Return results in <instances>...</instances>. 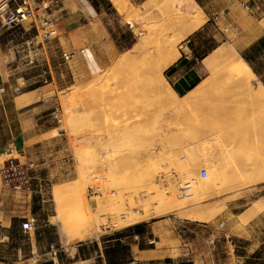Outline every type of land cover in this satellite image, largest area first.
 I'll return each instance as SVG.
<instances>
[{"label":"rangeland","instance_id":"374dc122","mask_svg":"<svg viewBox=\"0 0 264 264\" xmlns=\"http://www.w3.org/2000/svg\"><path fill=\"white\" fill-rule=\"evenodd\" d=\"M42 2L55 19L54 33L44 37L40 23L27 30L24 42L27 32L22 27L9 48L15 74L29 79L40 74L39 81L26 87L45 85L40 101L25 108L31 110L27 125L41 117L39 126L52 129L40 149L14 154L34 162L28 190L0 181V210L16 215L10 227L13 241H7V229L0 224V264H44L54 257L51 246L60 263L80 261L73 258L74 248L83 258L94 253L97 242L104 244L103 238L112 234L109 230L116 233L138 222L163 219L180 224V253L154 264H245L258 250L264 257V212L257 214L263 206L248 210L264 197V180L244 185L236 180L237 170L255 166L258 156L264 158V146L255 136L258 127L264 133L259 122L264 106L255 99L258 94L264 99V55L259 54L264 43L259 39L249 53L240 52L257 34L251 12L232 0H207V10L230 5V13L210 19L204 14L200 28L182 39L171 38L155 60L146 57L142 44L159 41L165 20L196 14L189 0H125L124 11L112 0H99L91 12L76 6L78 0H68V7H62V0H35L38 13ZM260 22L264 24V15ZM6 37L1 41L7 43ZM231 45L257 76L230 78L204 66L213 49ZM175 52L177 59L159 70ZM21 89L14 85L8 96ZM17 111L11 101L0 103V118L5 113L17 117ZM244 135L257 141L253 160L238 154L230 162L222 148ZM6 157L0 155V160ZM202 169L206 177L200 175ZM187 170L192 171V184L184 176ZM261 173H251L249 179ZM165 182L175 187L176 195ZM83 199L100 233L71 239L69 216L86 210L69 209ZM228 200H235L233 210L226 209ZM184 211L197 216L192 219ZM129 214L137 222L129 224ZM26 218L35 221L30 233L21 230ZM94 264L101 262L96 258Z\"/></svg>","mask_w":264,"mask_h":264},{"label":"crops","instance_id":"0c3cea01","mask_svg":"<svg viewBox=\"0 0 264 264\" xmlns=\"http://www.w3.org/2000/svg\"><path fill=\"white\" fill-rule=\"evenodd\" d=\"M62 1V7L70 6L68 0ZM189 1L192 3L193 7L196 9L197 12L201 11L203 15H207L209 19L210 16L219 17L230 13L227 10V7H229L230 5H217L207 10V8L209 7V2H207V0ZM17 3L18 0H0V5L6 4L9 7ZM231 4H236L240 7L244 6L247 10L251 12V20L253 21V23H255L254 29L257 34L248 44H245L240 47V52L249 53V51L251 50V45L257 42V40L264 38V24H261L260 22V18L264 15V0H232ZM75 5L78 7L89 8L88 11L91 12L92 9H95V7L99 5V0H78ZM40 23V19H38L35 22L31 21L29 23L27 22L23 25H17L13 27L0 26V35L1 33L5 32L6 35H4V37L7 36L6 38L8 40L7 43L4 41L2 42L1 38L4 37L0 36V87H4V91L0 92V103L5 102L8 104L9 101H11L13 103L14 109L18 110L17 117L9 118L8 115L5 113V118H0V155H14L15 153H18L20 151L26 153L29 152L31 154L32 151L34 152L37 149H40L41 146H43V142L47 140L45 138V135L52 129V127L39 126L38 120L41 117H36L35 123L27 125V117L30 116L29 112H31V110L25 108L40 101L41 98H38V96L41 94L45 85L41 84L37 88L26 87L27 85H31V83L35 81H39L40 78H37V76H39L40 74L33 76L32 79H29L24 75L15 74L17 67H15L16 63L12 62L13 58H11V49L9 48V45H11V41L13 40L18 29H21L22 27L26 29L27 37L24 42H27V38L30 35V32H28L27 30L31 27L38 26L37 24ZM12 46L14 47L12 49L16 54L15 47L17 46V44ZM214 50H216V48L213 49V51ZM236 52L249 64L255 76H257L255 71L253 70V66L251 65V63H249V61H247L237 51V49ZM5 53H7L8 55L6 56ZM259 54L264 55V50H262V54ZM18 63L20 64V60ZM14 85H16V88L23 89H21L18 94L8 96L9 91ZM6 89L8 90L7 95L4 94V96L2 97L1 94L4 93ZM37 127H40L39 130L36 129ZM12 128H15V130ZM30 140H34V142L28 144ZM262 198L260 197L255 199V202L248 210L252 209L253 207L255 208V205L257 204L258 206H263L262 210L257 213L258 216L263 213L264 197ZM234 202L235 200H228L226 202V209L233 210V207H235ZM15 217L16 215L13 213L7 216L5 210H0V224H2L7 229V235H5L7 241H13V229H10V227H12L14 224L13 222L16 221L15 219H13ZM139 223L142 224V232L137 234H129L122 237H116L114 230H109L112 233L110 235L114 237L106 239L108 244H102L98 240V250H95L94 253L91 252L90 255L84 258L80 257L79 248H74L73 258L77 256L80 258V261L75 260L67 264H94L96 262V258L97 260H100L101 264H107L104 249L107 246H114L116 243H118V241H121V243H127L129 245V249L127 250V254L125 255V261H121L124 262L122 264H134V262L144 260H151L156 263L157 259L171 257V255L175 252L180 253L179 240L182 236V229H179L180 224L178 222H174L171 219L167 222L165 219H163L161 221L151 220L145 222H138L136 224ZM224 234V238H226L227 242H230L231 239L228 238V233ZM50 260L53 261V264H62L60 263L57 256L51 257Z\"/></svg>","mask_w":264,"mask_h":264},{"label":"bare ground","instance_id":"6f19581e","mask_svg":"<svg viewBox=\"0 0 264 264\" xmlns=\"http://www.w3.org/2000/svg\"><path fill=\"white\" fill-rule=\"evenodd\" d=\"M112 1L121 10L124 11V9H126L125 0H112ZM204 17L205 16L203 15V13L201 11H198L194 15H191V14L180 15V16H175V17H172V18L165 20L160 25L161 31H160V34H158V40L159 41L156 44L151 43V45L147 44L148 41H147V43L142 44V47L145 46L143 50L147 53L146 57L150 56L152 59L155 56V54L159 53V51L162 48V45H169L170 44L171 38H181L182 39V38L188 36L189 34H192L193 31L197 30L198 28H200L201 25L204 24V22H205ZM152 28H154V27H152ZM153 31H154V29H153ZM147 40H149V39H147ZM163 52H165V51H163ZM178 56H179V54L176 53V55L174 57L170 58L169 60L167 59V60H165V62L162 61L164 63L160 64L158 69L159 70L163 69V67L167 66L171 61L176 60ZM162 57H163V55H162ZM154 59H155V57H154ZM204 62H205L204 65L208 70H210V71H213V70L214 71H220L221 70L226 76H228L230 78L255 76V74L252 71L249 64L243 58L240 57V55L236 52V49L232 45L229 47H224V48L214 50L212 52V54H210L204 60ZM249 79H251V78H249ZM154 81H155V79H154ZM260 89L264 93V85L263 84H261ZM259 96H260L259 94L255 95V99H257V102L259 103L258 106L260 104L262 106H264V99L261 98L262 95H261V97H259ZM252 120H254V119H252ZM259 122L264 126V118L260 119ZM255 134H256L255 135L256 139L259 138L260 139L259 142H262V145L264 146V133H263L262 127H258V131ZM259 139H257V140H259ZM254 140H255V138L249 139L247 137V135H244L243 138H241V137H239V138L237 137L236 139L234 138L232 143L230 145H228V148L227 147L225 149L222 148L223 150L221 152L223 153L224 157H226L230 162L238 160V157H239L238 154L242 155V156L249 155L252 159L253 158L252 153H254L258 149L257 141H254ZM231 147H233V148H231ZM243 153H245V154H243ZM256 164L258 165L257 168H255ZM256 164L254 166L253 163H250L248 165V168L245 169L244 171L237 170L238 176L236 177V180L238 179L239 181L238 180L237 181L240 182L241 185L250 184L252 182L264 180V158L258 156ZM218 167H220V166H218ZM193 169H194V166H193ZM261 169L263 170V173L259 174V177L256 176L257 178H255L253 176L254 177L253 179H251V178L249 179V175L251 173L259 172ZM185 173L186 174L184 176L187 179V182L193 183L194 178L191 176L192 171L187 170ZM164 187L166 189H169L173 193V195H176L175 194L176 193L175 187H173V185L170 186L169 182H165ZM179 197L182 198V195H179ZM83 201L84 202H82V203L75 202V204H73V207L71 209H69V210H86L85 212L80 213L78 215V217H76V215L69 216L68 224L72 228V235H69L68 237L71 239L73 237V238H77L79 240H84V239H87L89 237L98 236L100 233V228L98 226H96L94 222H92L93 219L91 220V216H90L89 211H88V210H90L88 204L86 203V201L84 199H83ZM182 214L188 215L187 217H190L192 219H195L197 216V214H195V212H192V211H188V212L184 211ZM125 219H126V221L130 222L129 224L137 222L136 221L137 218L134 216H130V214L127 216L125 215Z\"/></svg>","mask_w":264,"mask_h":264},{"label":"built area","instance_id":"2783aa9c","mask_svg":"<svg viewBox=\"0 0 264 264\" xmlns=\"http://www.w3.org/2000/svg\"><path fill=\"white\" fill-rule=\"evenodd\" d=\"M35 0H20L13 6H7L6 4L0 5V26L1 27H13L17 25H23L24 23L37 21L40 19L41 26L44 29V37L51 36L55 31V19L47 15L48 4L42 2L40 8L41 13L35 11L33 3ZM7 6L2 11V8ZM36 28H38L36 26ZM264 75V74H263ZM46 81V80H45ZM4 91V87H0V92ZM61 121V118L58 119ZM3 155V154H2ZM34 162H26L21 160L18 156L8 155L4 160H0V181L7 185H12L14 188H25L28 190L31 184V180L35 177L31 173ZM202 177L207 176V170L202 169L200 172ZM21 230L24 233H30L35 230V221L31 218H26L21 223ZM50 253L56 257L57 250L51 246ZM134 264H154L151 260H144L134 262Z\"/></svg>","mask_w":264,"mask_h":264},{"label":"trees","instance_id":"16d2710c","mask_svg":"<svg viewBox=\"0 0 264 264\" xmlns=\"http://www.w3.org/2000/svg\"><path fill=\"white\" fill-rule=\"evenodd\" d=\"M261 41L264 43V38L261 39ZM141 226L142 224H133L126 228L123 231L116 232V237H122L129 234H137L141 233ZM114 236L110 235L107 238H103V241L105 243L106 239L113 238ZM106 244V243H105ZM126 249H129V246H126L125 244L121 243V241H118L114 246H107L104 249L106 261L107 264H122L125 261V253L124 251ZM262 250H258L252 255V257L245 260V264H264V257H261ZM122 258V260H121ZM168 261H170L168 259ZM44 264H53V261L49 260L45 262ZM183 264V263H180Z\"/></svg>","mask_w":264,"mask_h":264}]
</instances>
